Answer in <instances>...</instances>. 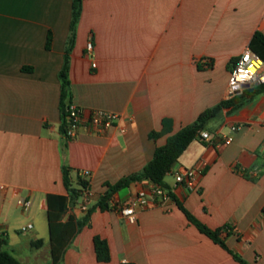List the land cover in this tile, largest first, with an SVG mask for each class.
<instances>
[{"label": "crops", "instance_id": "0c3cea01", "mask_svg": "<svg viewBox=\"0 0 264 264\" xmlns=\"http://www.w3.org/2000/svg\"><path fill=\"white\" fill-rule=\"evenodd\" d=\"M72 13L73 0H0L3 248L18 250L21 259L10 253L22 264H53L47 197L69 195L68 168L74 187L79 178L89 182L93 199L89 212L81 210L84 191L70 207L69 217L87 219L58 264H241L179 204L210 229L229 227L222 234L229 249L264 264V92L206 124L211 140L200 135L190 144L165 176L169 198L148 202L135 224L112 204L148 192V180L126 187L125 196L115 192L111 209L97 205L110 185L141 173L170 136L228 99L238 58L256 31L264 33V0H85L69 59L72 104L86 118L106 110L120 119L104 134L69 139L60 72ZM166 119L172 132L152 139ZM233 126L240 129L231 133ZM230 134L233 142L221 144ZM188 171L196 175L193 189L176 181ZM20 197L32 201L30 210ZM28 223L33 228L22 232ZM96 236L107 240L109 262L98 260Z\"/></svg>", "mask_w": 264, "mask_h": 264}, {"label": "trees", "instance_id": "16d2710c", "mask_svg": "<svg viewBox=\"0 0 264 264\" xmlns=\"http://www.w3.org/2000/svg\"><path fill=\"white\" fill-rule=\"evenodd\" d=\"M85 0H73V13L71 21V35L68 43V47L65 52V63L60 72V78L62 81V94L60 101V109L63 119V131L66 133V127L68 122L69 110L68 107L72 104L70 97V53L73 49L76 35V27L80 20L82 13V5ZM52 45L51 34L48 37L47 48L50 49ZM249 48L256 53L264 61V33L256 31ZM202 68V66H199ZM264 92V84L253 86L244 90L238 95H234L229 99L223 100L220 104L213 108H209L202 112L196 121L181 129L178 133L169 137L167 143L163 146L157 147L154 158L146 165L143 171L139 174H134L121 179L115 185L109 186V191L103 195L97 205L102 210L111 209L110 201L112 195L120 191L123 188L130 186L132 183L141 180H148L153 184L161 187H166L164 179L165 176L171 172L173 167L179 161L182 154L187 150L190 144L199 138L201 133L205 131L206 124L213 118H215L223 109H236L243 103L253 99L255 96ZM163 130L161 132H152L150 137L152 139H158L165 134L172 132V122L170 120H164ZM64 181L69 191L68 196L50 194L47 197L48 203V219L50 225V237H51V253L53 264H58L69 246L72 239L85 225V220H77L75 217L70 216L66 221L65 217L69 212V209L79 199L83 191L89 188V182L83 178H79V188L73 186L70 177V170L64 168ZM180 208L184 211L188 219L205 235L210 237L216 243L220 244L223 248L228 250L234 258L241 264H249L243 260L238 254L229 249L225 240L222 238V234L228 231L229 227H223L216 230L210 229L208 226L200 222L194 217L182 204H179ZM89 212V211H88ZM6 244V240H2ZM95 250L97 258L100 262H109L111 260L110 246L107 240L96 236L94 238ZM0 264H22L16 257H14L9 251L2 247L0 249ZM132 264V263H124Z\"/></svg>", "mask_w": 264, "mask_h": 264}, {"label": "built area", "instance_id": "2783aa9c", "mask_svg": "<svg viewBox=\"0 0 264 264\" xmlns=\"http://www.w3.org/2000/svg\"><path fill=\"white\" fill-rule=\"evenodd\" d=\"M87 51H93V44L91 42L87 45ZM249 84L251 87L264 84V61L251 49H247L237 60L234 69L230 76L228 99L235 95L237 88L242 85ZM69 116L66 127V137L69 139L76 138L81 131H88L94 134H104L107 130L112 128L120 119L117 113L106 110H93L90 116L86 118L83 111L71 104L68 107ZM240 129L239 126H233L231 133H235ZM203 140L210 141L211 136L209 132L203 131L201 133ZM234 137L230 135L221 136V144L229 145L233 142ZM87 174V173H86ZM176 181L178 183H184L188 188L193 189L196 186V175L194 171H188L185 174L176 175ZM85 202L81 205V210L87 212L90 209L93 194L88 189L85 191ZM169 198L168 191L159 185L152 184L149 191H140L132 198L124 202H116L112 204L113 207L119 211L121 216L125 218L129 223L135 224L138 220V210L145 208L148 202H165ZM18 204L28 211L32 207V201L26 198L20 197ZM33 228V224L28 223L21 228L22 232H27ZM2 233L0 232V241Z\"/></svg>", "mask_w": 264, "mask_h": 264}, {"label": "water", "instance_id": "95a60500", "mask_svg": "<svg viewBox=\"0 0 264 264\" xmlns=\"http://www.w3.org/2000/svg\"><path fill=\"white\" fill-rule=\"evenodd\" d=\"M249 88H251L249 84L242 85L240 88L236 89L235 94H239L242 90L249 89ZM68 218H69V215H67L66 219ZM2 247H3V243L0 242V249H2Z\"/></svg>", "mask_w": 264, "mask_h": 264}, {"label": "rangeland", "instance_id": "374dc122", "mask_svg": "<svg viewBox=\"0 0 264 264\" xmlns=\"http://www.w3.org/2000/svg\"><path fill=\"white\" fill-rule=\"evenodd\" d=\"M121 192H122V196H125V194L127 193V189L124 188L121 190ZM8 251L11 252L12 254H14L17 258H19V259L22 258L21 254L18 250H8Z\"/></svg>", "mask_w": 264, "mask_h": 264}]
</instances>
